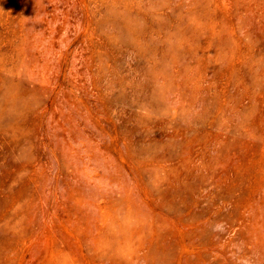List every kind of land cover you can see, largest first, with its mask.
I'll use <instances>...</instances> for the list:
<instances>
[{"label":"rangeland","instance_id":"obj_1","mask_svg":"<svg viewBox=\"0 0 264 264\" xmlns=\"http://www.w3.org/2000/svg\"><path fill=\"white\" fill-rule=\"evenodd\" d=\"M0 264H264V0H0Z\"/></svg>","mask_w":264,"mask_h":264}]
</instances>
